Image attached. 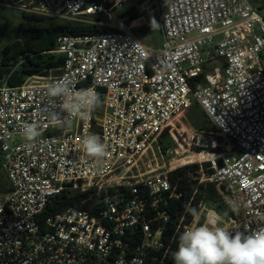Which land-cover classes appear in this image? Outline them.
Wrapping results in <instances>:
<instances>
[{"label": "built area", "instance_id": "2783aa9c", "mask_svg": "<svg viewBox=\"0 0 264 264\" xmlns=\"http://www.w3.org/2000/svg\"><path fill=\"white\" fill-rule=\"evenodd\" d=\"M15 3L31 15L108 30L59 36L52 51L63 58L57 74L0 86V169L10 185L0 198V264H149L148 251L162 247V228L153 231L143 223L145 202L138 196L120 207L107 198L97 216L69 208L38 217L67 191L141 184L155 219L166 221V193L180 196L171 192L168 173L192 165L198 166L199 182L215 185L229 210L224 228L264 229V11L250 0ZM132 6L137 16L122 20ZM155 15L163 42L152 49L134 31L155 26ZM64 77L77 90L101 93L102 104L88 119L72 118V128L61 130L70 124L47 88ZM196 107L206 116V128L192 124ZM27 123L41 133L32 144L21 132ZM166 131L175 141L164 149ZM87 134L105 144L102 160L84 153ZM158 154L168 158V166L146 176ZM226 201H234L237 211ZM140 224L144 240L133 248L124 238Z\"/></svg>", "mask_w": 264, "mask_h": 264}, {"label": "trees", "instance_id": "16d2710c", "mask_svg": "<svg viewBox=\"0 0 264 264\" xmlns=\"http://www.w3.org/2000/svg\"><path fill=\"white\" fill-rule=\"evenodd\" d=\"M258 9L264 11V0L262 6ZM22 14L29 24V36L24 41L15 40L3 50L0 61V85L6 82L9 86H19L30 76H47L50 72L57 74L55 69L62 66L63 58L52 53V51L56 48L59 36H75L108 30L95 24L48 19L25 12H22ZM136 16V7L132 6L122 13L121 18L126 22H130ZM44 20H49V22L42 23ZM100 97L102 100L101 93ZM196 110L201 113L197 114ZM194 111V124L197 123L198 128H206L208 121L204 112L198 107ZM166 137H168V131L163 133L160 143L163 144ZM170 146V142L163 144L164 149ZM197 171L198 166L192 165L168 173L171 192L175 191L180 196L178 198L169 197L170 192L166 193V205L163 209L167 214L166 221L155 219L156 215L150 206L151 200L148 192L141 184L134 187L128 185L115 186L101 192L94 189L84 193L67 191L52 198L38 218L46 219L61 214L69 208L85 210L97 216L106 209L107 198L119 201L120 207L138 196L140 200L145 202L143 223L149 225L153 231L162 228L160 239L162 247L158 250H149L147 262L149 264H174L171 254L177 248L178 236L185 230L184 227L192 226L195 220L190 214L186 213L185 207L187 205L196 207L198 211L201 210V204L207 205L225 218L230 216L229 210L220 201L217 187L210 183H200V174ZM133 188H136L138 193H134ZM9 191L10 187H8L7 193ZM103 222L106 223L107 219ZM124 240L133 248L139 246L144 240L143 224L127 232Z\"/></svg>", "mask_w": 264, "mask_h": 264}, {"label": "clouds", "instance_id": "9594fccd", "mask_svg": "<svg viewBox=\"0 0 264 264\" xmlns=\"http://www.w3.org/2000/svg\"><path fill=\"white\" fill-rule=\"evenodd\" d=\"M47 96L53 104L66 114L64 123L72 118L86 120L97 109L102 100L94 89L75 88L67 77L56 80L47 88ZM26 142L32 144L40 137L38 125L27 123L21 129ZM82 147L84 153L94 160H102L107 153L106 146L96 134H87ZM232 211H237L234 201H226ZM186 213L199 220L196 207L187 205ZM174 264H264V229L258 231H229L222 226V216L215 209L207 214L204 223L182 231L177 240V248L172 252Z\"/></svg>", "mask_w": 264, "mask_h": 264}, {"label": "rangeland", "instance_id": "374dc122", "mask_svg": "<svg viewBox=\"0 0 264 264\" xmlns=\"http://www.w3.org/2000/svg\"><path fill=\"white\" fill-rule=\"evenodd\" d=\"M251 3L259 8L262 6L263 0H250ZM16 0H0V61L2 57L3 50L12 42L15 40H26L28 39L29 32H28V22L23 18L22 11L18 9V4L15 3ZM152 5H154V2H152ZM125 8H122L119 10V12H122ZM156 18V25L149 28V29H141L134 31V34L142 40L147 46H149L152 49L159 48L162 45L163 42V36L162 32L158 23V15H155ZM49 22V20H44L42 23ZM22 24V25H21ZM117 27H120L119 24H116ZM55 75L53 72H50L47 76H53ZM29 78V77H28ZM27 78V79H28ZM30 80H33L30 79ZM5 82H3L1 85H3ZM0 85V86H1ZM197 111V110H196ZM193 115L195 111H192ZM197 114H200L201 112L198 110L196 112ZM190 115V114H189ZM185 115L184 121L187 123L191 122L190 116ZM202 115V114H201ZM203 117V115H202ZM192 124L194 127H198L199 125L195 123L194 118ZM194 122V123H193ZM198 125V126H197ZM73 125H66L64 127H61V130H66L72 128ZM188 127H186L187 129ZM178 138V137H177ZM173 136H168L165 139V142H170L171 144L174 143ZM174 147H177V144H174ZM165 165V166H164ZM168 166V158L167 157H161L159 154L157 155L155 161H153L150 165V167H146V176H151L152 174L158 173L160 171H164L166 167ZM126 179V178H125ZM136 181H140L141 177H136ZM126 181H129V179H126ZM8 190V180L5 176V174L0 170V198H3L7 195ZM211 207L206 205V209H209ZM206 209L200 210V217L199 220H196L193 224V226H196L199 222L204 223L207 219L206 215ZM222 216V215H221ZM226 223V218L222 216V226H224ZM192 226V227H193Z\"/></svg>", "mask_w": 264, "mask_h": 264}, {"label": "crops", "instance_id": "0c3cea01", "mask_svg": "<svg viewBox=\"0 0 264 264\" xmlns=\"http://www.w3.org/2000/svg\"><path fill=\"white\" fill-rule=\"evenodd\" d=\"M8 187H10L9 182H8Z\"/></svg>", "mask_w": 264, "mask_h": 264}]
</instances>
